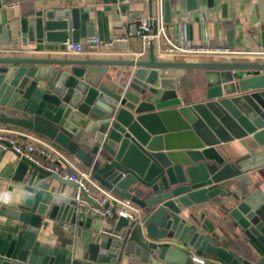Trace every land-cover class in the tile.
Here are the masks:
<instances>
[{"label": "water", "instance_id": "1", "mask_svg": "<svg viewBox=\"0 0 264 264\" xmlns=\"http://www.w3.org/2000/svg\"><path fill=\"white\" fill-rule=\"evenodd\" d=\"M90 12H37L19 28L0 26V42L78 43L97 36ZM254 40L264 54V24ZM178 70L194 71L195 99ZM0 124L50 140L136 212L103 222L79 211L49 184L74 183L10 147L19 162L0 178L15 172L27 187L15 205L0 203V264H195L194 254L213 258L205 264H264V61H158L153 44L148 60L0 58ZM31 171L48 178L31 182ZM211 206L244 244L217 242ZM51 222L73 233L71 244L50 243L65 238L43 232ZM104 223L120 239L104 235Z\"/></svg>", "mask_w": 264, "mask_h": 264}, {"label": "crops", "instance_id": "2", "mask_svg": "<svg viewBox=\"0 0 264 264\" xmlns=\"http://www.w3.org/2000/svg\"><path fill=\"white\" fill-rule=\"evenodd\" d=\"M170 3V20L166 22V37L157 40L144 41L138 31L133 32L141 17L153 18L155 15V0H129L116 4L106 5L104 0H2L0 6V26L13 23L19 28L23 20L33 21L37 12L45 16L48 12H59L66 9H89V21L96 24L97 36L81 39L85 49L83 54H65L66 45H43L22 43V39L15 37L14 44L0 42V58L6 57H40L59 58L70 60L105 59L129 61L133 59L148 60L153 44L158 61L199 63L212 61H264V56L257 48L254 34L264 24V0H167ZM194 3V5H193ZM16 30H14V35ZM183 34L186 43L195 46L226 47L234 51L231 56H196L181 52L168 53L169 43L180 46V34ZM120 37L127 41H119ZM98 38L101 45L94 50L89 49L87 39ZM2 40V39H1ZM109 43L106 47L104 44ZM26 51L27 53H25ZM143 55H140L142 54ZM119 71L124 69H118ZM189 76L185 90L191 98H196V89L191 75L193 70H178ZM193 100V99H192ZM74 164L85 168L70 158ZM16 154L11 150L0 151V173L8 166L14 171L18 164ZM15 173V172H14ZM14 173L7 178H0V203L8 206L15 205L27 187L25 177L21 182L14 180ZM31 182H41L47 176L31 171ZM50 186L55 192L64 197H73L75 186L71 183H58L52 180ZM212 208V209H211ZM208 209L206 218L215 226L217 242L222 247L234 249L238 244H244L241 238H236V230L223 221L222 212L218 207ZM96 221L93 222L95 224ZM231 223V222H230ZM113 229V227H111ZM47 234H64V239L54 237L52 245H68L72 243L73 233L64 227L54 226L52 222ZM197 257H203L197 254ZM215 264H218L217 261Z\"/></svg>", "mask_w": 264, "mask_h": 264}, {"label": "built area", "instance_id": "3", "mask_svg": "<svg viewBox=\"0 0 264 264\" xmlns=\"http://www.w3.org/2000/svg\"><path fill=\"white\" fill-rule=\"evenodd\" d=\"M166 2L167 0H155L154 17L144 16L138 21V35L144 43L149 40H157L162 36L166 37ZM151 24H153V28H151ZM118 40L127 41V38L120 37ZM86 44L89 49L94 50L95 47L102 43L98 38H91L87 39ZM104 45L106 47L110 46L109 43H105ZM166 52H181L206 57L231 56L235 53L226 47L195 46L186 43L182 33L180 34V46L169 43ZM62 53L83 54L85 53V49L80 43L69 42ZM140 55H143V53ZM261 55L264 56V54ZM10 147L15 153L31 160L43 170L57 174L60 178L74 183L75 188L72 199L75 201V207L79 211H84L87 214L95 213L103 222H106L108 218L114 217V210L118 217L130 221L134 220L136 212L129 201L122 200L102 188L92 178L90 172L76 166L64 150L50 140L30 130L0 124V151L10 150ZM91 202H94L95 205H92ZM106 205H109V207L104 209ZM101 232L116 239H120L121 236L120 233L115 232L105 223ZM193 261L195 264H205L213 262V258L206 256L197 257V254H194Z\"/></svg>", "mask_w": 264, "mask_h": 264}]
</instances>
